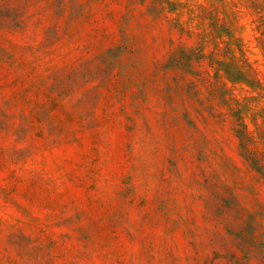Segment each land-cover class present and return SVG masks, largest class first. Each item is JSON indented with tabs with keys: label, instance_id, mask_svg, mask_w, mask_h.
<instances>
[{
	"label": "rangeland",
	"instance_id": "374dc122",
	"mask_svg": "<svg viewBox=\"0 0 264 264\" xmlns=\"http://www.w3.org/2000/svg\"><path fill=\"white\" fill-rule=\"evenodd\" d=\"M0 264H264V0H0Z\"/></svg>",
	"mask_w": 264,
	"mask_h": 264
}]
</instances>
